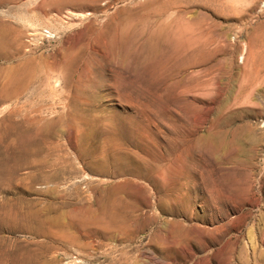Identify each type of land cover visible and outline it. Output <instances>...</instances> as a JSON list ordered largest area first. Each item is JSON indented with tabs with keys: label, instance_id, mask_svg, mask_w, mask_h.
I'll return each instance as SVG.
<instances>
[{
	"label": "rangeland",
	"instance_id": "1",
	"mask_svg": "<svg viewBox=\"0 0 264 264\" xmlns=\"http://www.w3.org/2000/svg\"><path fill=\"white\" fill-rule=\"evenodd\" d=\"M263 1L0 0V264H264Z\"/></svg>",
	"mask_w": 264,
	"mask_h": 264
},
{
	"label": "bare ground",
	"instance_id": "2",
	"mask_svg": "<svg viewBox=\"0 0 264 264\" xmlns=\"http://www.w3.org/2000/svg\"><path fill=\"white\" fill-rule=\"evenodd\" d=\"M263 2H264V1H263ZM23 85H24V83H23ZM23 85H21V86H23ZM26 85H27V86H26L24 89H22L20 92H18V93H17L16 91H18V88H19V87L17 86L18 88L16 87V88H17V89L15 88L16 90L14 89V91L16 92L15 95H16L17 97H18L19 95H22V91H24V93H25V90H26V91L29 90V89H28L29 86H28L27 83H26ZM21 86H20V87H21ZM31 86H32V85H31ZM23 87H24V86H23ZM23 87H22V88H23ZM20 89H21V88H20ZM20 89H19V90H20ZM12 91H13V90H12ZM14 91H13V92H14ZM13 92H12V93H13ZM24 93H23V94H24ZM10 96H11V95H10ZM17 97H16V99H17ZM14 98H15V97H14ZM18 98H19V97H18ZM10 99H11V97H10ZM37 102H38V101H37ZM32 108H33V107H31V109H32ZM28 111H29V110H28ZM29 112H30V111H29ZM32 112H33V114H34L33 117L36 118V119L38 118V120H40L39 118H40V115H41V112H42V106H41V105H38L37 107H35V109L32 110ZM32 112H31L30 115H32ZM26 115H27V114H26ZM57 120H58V119H57ZM58 121H59V120H58ZM58 123H59V122H58ZM44 127H45V126H44ZM46 129H47V128H46ZM83 155H84V154H83ZM59 157H60V156H59ZM59 157H58V158H59ZM76 157H77V156H76ZM82 157H83V156H82ZM100 159H101V158H100ZM55 160H56V159H55ZM57 160H58V159H57ZM62 160H63V159H62ZM98 160H99V159H98ZM52 161H53V160H52ZM48 162H49V161H48ZM54 162L56 163L57 161H54ZM58 162H59V160H58ZM68 162L70 163V161H68ZM43 163H44V162H43ZM49 163H50V162H49ZM55 163H53V164H55ZM60 163H61V162H60ZM63 163H65V162H63ZM34 164H35V163H34ZM50 164H51V163H50ZM99 164H100V162H99ZM101 164H102V163H101ZM96 165H97V164H95V166H96ZM58 166H59V165H58ZM95 166H94V167H95ZM97 166H98V165H97ZM97 166H96L97 169L94 168V167H92L91 169H92L94 172H98V173H99V172H100V169H98L99 167H97ZM101 166H102V165H101ZM101 166H100V167H101ZM48 167H49V166H48ZM52 167H53V166H52ZM50 168H51V166H50ZM53 168H54V167H53ZM57 168H58V167H57ZM61 168L63 169V167H61ZM43 169H44V168H43ZM37 170H38V169H37ZM45 170H46V169H45ZM50 170H51V169H50ZM55 170H56V169H55ZM64 170H65V169H64ZM101 170H102V169H101ZM40 172H41V171H40ZM42 172H43V171H42ZM55 172L57 173L58 171H55ZM63 172H64V171H63ZM67 172H68V171H67ZM72 172H74V171H72ZM34 173H35V172H34ZM53 173H54V171H53ZM60 173L63 174L62 172H60ZM40 174H41V173H40ZM46 174H47V173H46ZM32 175H33V174H32ZM44 175H45V174H44ZM47 175H48V174H47ZM59 175H60V174H59ZM63 175H64V174H63ZM45 176H46V175H45ZM55 176H56V175H55ZM48 177H49V176H48ZM35 179H36V178H35ZM46 179H47V178H46ZM48 179H49V178H48ZM37 212H38V211H37ZM8 214H9V213H8ZM38 214H39V213H38ZM9 216H10V215H9ZM29 216H30L29 220L32 219V220H34V221H36V220L39 221V220L37 219V213H30ZM23 217H24V216H23ZM39 218H41V216H40ZM46 218H47V217H45L44 220H45V221L47 222V224H48V222H50L49 219H48L49 217H48L47 219H46ZM27 219H28V217H27ZM52 219H53V217H52ZM24 220H25V219H24ZM41 220H42V219H41ZM54 220H55V219H54ZM54 220H53V221H54ZM51 221H52V220H51ZM42 222H43V221H42ZM43 223H44V222H43ZM44 224H45V223H44ZM252 240L254 241V239H252ZM5 255H6V254H5ZM3 258H4V260H5L4 263H6V264H33V263H35L34 258H33L32 256H25V257L22 256V257L18 258V257H17L16 255H14V254H7L5 257L3 256ZM3 258H2V259H3ZM2 259H1V260H2ZM0 262H1V261H0ZM2 263H3V262H2ZM4 263H3V264H4Z\"/></svg>",
	"mask_w": 264,
	"mask_h": 264
}]
</instances>
